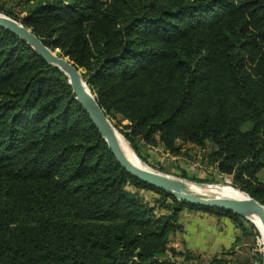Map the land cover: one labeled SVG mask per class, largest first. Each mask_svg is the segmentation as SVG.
<instances>
[{"label":"trees","instance_id":"1","mask_svg":"<svg viewBox=\"0 0 264 264\" xmlns=\"http://www.w3.org/2000/svg\"><path fill=\"white\" fill-rule=\"evenodd\" d=\"M0 13L77 65L137 154L198 146L264 205V0H33L22 14L0 0ZM185 209L230 217L235 245L177 250ZM259 234L129 174L68 77L0 26V264H264Z\"/></svg>","mask_w":264,"mask_h":264},{"label":"water","instance_id":"2","mask_svg":"<svg viewBox=\"0 0 264 264\" xmlns=\"http://www.w3.org/2000/svg\"><path fill=\"white\" fill-rule=\"evenodd\" d=\"M0 26L7 28L22 38L47 63L58 67L68 77L80 106L88 114L94 126L106 140L109 149L115 155L118 162L129 174L193 206L226 210L241 215L250 221L249 216L254 214L260 220L261 230H259L264 238V205L262 203L240 191L241 196L239 197H206L186 190L180 178L133 164L125 155L118 141L117 132H115L116 128L112 124L109 115L100 107L97 99L84 80L82 71L77 65L68 57L55 54L31 29L24 26L20 21L0 13Z\"/></svg>","mask_w":264,"mask_h":264},{"label":"rangeland","instance_id":"3","mask_svg":"<svg viewBox=\"0 0 264 264\" xmlns=\"http://www.w3.org/2000/svg\"><path fill=\"white\" fill-rule=\"evenodd\" d=\"M1 1L6 5V7L12 9L15 13L22 14L23 10L28 5V2L33 0H1ZM111 121L114 127L116 128V130L123 137L127 145L134 151V153L140 158V160L144 163L146 167L154 171L162 172L170 176L180 178L182 180H186L189 182H193L202 186L211 184L218 187H227L238 190L232 185V180L230 177L219 176L216 172H214L212 167L208 164V160L205 158V154L207 153L206 150H202L200 147L195 146L193 144H187L183 149V153H181V155H178V157L172 155L171 153H166L164 152V150L158 147H146L144 148V150H142V154H137L136 151L131 146V144L129 143V141L121 133L123 129V124H125L126 121H123L122 123H120L119 120L116 119L114 120L111 119ZM163 169H165V171H163ZM261 175L264 178V172ZM191 177L207 179V181L198 182V181H194ZM251 223L254 225L253 222ZM254 226L255 229H257V231L260 234L259 236L255 235V237L252 238L253 248L260 252H264L263 236L260 230L258 229V227L256 225ZM172 246H173V240H172ZM242 254L243 255L249 254V250L245 249V251H243ZM203 257L206 260L212 258L204 255Z\"/></svg>","mask_w":264,"mask_h":264},{"label":"crops","instance_id":"4","mask_svg":"<svg viewBox=\"0 0 264 264\" xmlns=\"http://www.w3.org/2000/svg\"><path fill=\"white\" fill-rule=\"evenodd\" d=\"M149 200L159 195L153 191H143ZM183 233L173 235V246L179 251L186 249L213 257L229 251L236 243L239 229L228 216L212 214L201 210L185 209L181 213ZM247 243L236 246L238 253L243 255Z\"/></svg>","mask_w":264,"mask_h":264},{"label":"bare ground","instance_id":"5","mask_svg":"<svg viewBox=\"0 0 264 264\" xmlns=\"http://www.w3.org/2000/svg\"><path fill=\"white\" fill-rule=\"evenodd\" d=\"M54 53L57 54L56 52ZM115 132H117L118 141L127 158L137 166L146 167L144 163L140 160V158L134 153V151L127 145L120 133L117 130ZM181 182L186 190L193 193L201 194L206 197L232 198L241 196V193L233 188L218 187L211 184L202 186L186 180H181ZM249 218L254 223V225H256L258 229L261 230V223L258 217L254 214H251Z\"/></svg>","mask_w":264,"mask_h":264}]
</instances>
